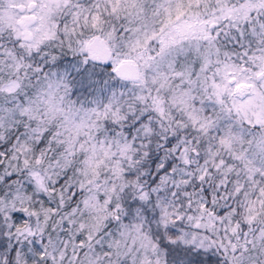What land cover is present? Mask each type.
<instances>
[{"label":"snow or ice","instance_id":"6c2138e0","mask_svg":"<svg viewBox=\"0 0 264 264\" xmlns=\"http://www.w3.org/2000/svg\"><path fill=\"white\" fill-rule=\"evenodd\" d=\"M0 264H264V0H0Z\"/></svg>","mask_w":264,"mask_h":264}]
</instances>
